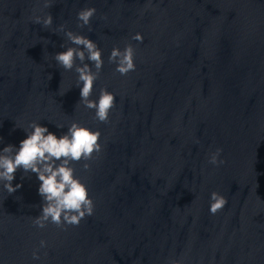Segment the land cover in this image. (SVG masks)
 I'll return each instance as SVG.
<instances>
[{"label": "water", "instance_id": "water-1", "mask_svg": "<svg viewBox=\"0 0 264 264\" xmlns=\"http://www.w3.org/2000/svg\"><path fill=\"white\" fill-rule=\"evenodd\" d=\"M42 3L0 0V150L19 148L32 121L58 137L73 121L100 131L90 168L73 164L94 212L35 227L41 182L18 169L21 188L0 185V264H264V0ZM84 7L97 10L91 32L77 26ZM43 12L51 29L33 23ZM60 24L103 49L93 98L116 94L108 123L76 108L77 74L53 59L68 44ZM135 33L136 70L121 76L108 57ZM217 147L219 167L208 163ZM213 191L228 201L215 215Z\"/></svg>", "mask_w": 264, "mask_h": 264}, {"label": "clouds", "instance_id": "clouds-1", "mask_svg": "<svg viewBox=\"0 0 264 264\" xmlns=\"http://www.w3.org/2000/svg\"><path fill=\"white\" fill-rule=\"evenodd\" d=\"M52 3L53 0H43L42 9L51 8ZM96 12L95 7L82 8L76 16L77 26L81 29L87 27L91 32ZM43 13L35 16L33 23L41 25L45 30L51 29L54 17L50 12ZM53 33H63L68 42L67 45H61L66 50L54 54L53 59L62 70L77 74L76 86L80 87L81 98L76 108L83 105L88 110H94L95 120L108 123L111 110L116 106V94L102 87L98 99L93 98L94 85L100 79L105 63L102 58L103 49L88 36L67 29L66 24H60ZM131 41L142 43V34H133L123 49L113 48L108 57V63L114 64V71L121 76L136 70V50ZM57 127L64 128L65 125L58 124ZM23 129L27 138L20 142L19 148L8 145L0 150V185L8 194H12L22 187V184L13 186L12 183L18 169H23L25 175L35 173L41 182L38 192L43 204L41 214L33 217V225L40 229L46 228L48 223L58 227L78 226L82 219L93 214L94 201L90 198L88 186L77 177L73 164L84 161L83 170L90 168L87 161L93 158L94 153L102 150L101 132L77 121L70 123L67 132L59 137L36 121ZM222 152L223 149L217 147L209 154L208 163L216 167L224 164L225 161L220 159ZM227 203V198L220 192H211L210 214L222 211ZM39 247L46 248L47 241L41 240ZM32 258L40 259L39 248L32 252Z\"/></svg>", "mask_w": 264, "mask_h": 264}]
</instances>
